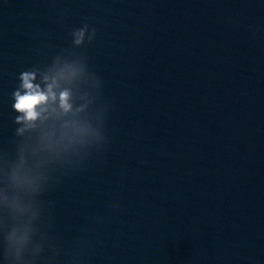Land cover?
Listing matches in <instances>:
<instances>
[{"label":"water","instance_id":"95a60500","mask_svg":"<svg viewBox=\"0 0 264 264\" xmlns=\"http://www.w3.org/2000/svg\"><path fill=\"white\" fill-rule=\"evenodd\" d=\"M84 20L113 107L102 158L46 197L60 264H264V3L0 0V143L16 73Z\"/></svg>","mask_w":264,"mask_h":264},{"label":"clouds","instance_id":"9594fccd","mask_svg":"<svg viewBox=\"0 0 264 264\" xmlns=\"http://www.w3.org/2000/svg\"><path fill=\"white\" fill-rule=\"evenodd\" d=\"M96 37V26L84 20L68 32L67 44L16 73L8 93L11 134L0 143V264H60L55 201L46 197L102 158L109 144L113 103L84 51Z\"/></svg>","mask_w":264,"mask_h":264}]
</instances>
